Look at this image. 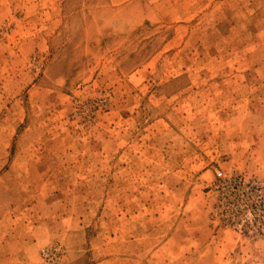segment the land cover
Segmentation results:
<instances>
[{
  "label": "rangeland",
  "instance_id": "374dc122",
  "mask_svg": "<svg viewBox=\"0 0 264 264\" xmlns=\"http://www.w3.org/2000/svg\"><path fill=\"white\" fill-rule=\"evenodd\" d=\"M35 259L264 264V0H0V264Z\"/></svg>",
  "mask_w": 264,
  "mask_h": 264
},
{
  "label": "crops",
  "instance_id": "0c3cea01",
  "mask_svg": "<svg viewBox=\"0 0 264 264\" xmlns=\"http://www.w3.org/2000/svg\"><path fill=\"white\" fill-rule=\"evenodd\" d=\"M35 261H38V260L35 259L34 262H30V264L36 263ZM36 264H37V263H36Z\"/></svg>",
  "mask_w": 264,
  "mask_h": 264
}]
</instances>
